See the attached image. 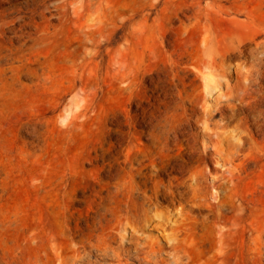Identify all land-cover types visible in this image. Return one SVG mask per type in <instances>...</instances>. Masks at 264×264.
<instances>
[{"label":"rangeland","instance_id":"rangeland-1","mask_svg":"<svg viewBox=\"0 0 264 264\" xmlns=\"http://www.w3.org/2000/svg\"><path fill=\"white\" fill-rule=\"evenodd\" d=\"M261 10L0 0V264H264Z\"/></svg>","mask_w":264,"mask_h":264},{"label":"bare ground","instance_id":"bare-ground-1","mask_svg":"<svg viewBox=\"0 0 264 264\" xmlns=\"http://www.w3.org/2000/svg\"><path fill=\"white\" fill-rule=\"evenodd\" d=\"M244 8H245L244 5L241 4V3H233L230 6L231 11L236 12V13L243 12L245 10ZM261 14L264 16V10H261ZM232 19L235 22H237L236 19H234V18H232ZM247 21L250 22V23L251 22H256L257 23V17H254V15L249 13V19H247L246 22L244 21L242 23H248ZM261 36L262 37L264 36V30L263 29H257V27L255 29H253V30L245 32L241 36V40H240L241 45L240 46H237L235 48L228 47L227 53L223 56V58H222V56L221 57H213L211 60L205 61L203 63V66H201L199 68V70L207 78L206 89H207L208 93H212L215 90H219V88L222 85V81L218 80L213 74H211L212 72L206 73V70L214 67V65H219V66L223 65L225 69H228L230 67V65L228 64V58H229V56L232 55L233 52L238 51L240 54H243V55L246 54V53H251L259 61L260 66L264 65V38L259 39V37H261ZM260 53L262 54L261 56H260ZM218 58H219V60H218ZM227 139L223 138L222 141L224 140V143H225V142H227ZM228 142H229V140H228ZM226 144H228V143H226ZM229 145H230V143H229ZM58 264H92V263H91V260H88V261H85V263L79 262V261H73V262H68V263L61 262V263H58Z\"/></svg>","mask_w":264,"mask_h":264}]
</instances>
